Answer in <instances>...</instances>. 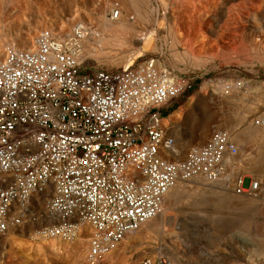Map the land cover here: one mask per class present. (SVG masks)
I'll return each instance as SVG.
<instances>
[{"label": "built area", "instance_id": "1", "mask_svg": "<svg viewBox=\"0 0 264 264\" xmlns=\"http://www.w3.org/2000/svg\"><path fill=\"white\" fill-rule=\"evenodd\" d=\"M99 33L87 22L68 33L44 30L31 50L8 47L0 59V236L29 225L36 197L53 187L54 223L40 234L65 241L76 220L88 224L91 262L157 218L178 183L227 177L225 160L239 153L220 130L185 160H165L174 145L165 120L196 81L152 57L111 72L90 67L78 55ZM236 180L237 195H258L259 182ZM140 264L173 262L155 256Z\"/></svg>", "mask_w": 264, "mask_h": 264}, {"label": "rangeland", "instance_id": "2", "mask_svg": "<svg viewBox=\"0 0 264 264\" xmlns=\"http://www.w3.org/2000/svg\"><path fill=\"white\" fill-rule=\"evenodd\" d=\"M11 1L14 2L0 0V36H7V45L4 47L3 56L8 47H12L14 44L15 48L18 45L21 46L18 39L20 40L22 37H25L31 31H35L37 38L44 30L68 33L75 24L82 21L103 26L101 21L104 19L106 11L110 10L111 4L116 2L121 4L120 0ZM136 1L142 2L141 0ZM181 1L177 0L176 2V0H171V2H174L175 9L179 10L180 14L184 17L175 22L176 40H172L173 37L169 36L170 31L167 28L168 23L166 22L164 23L165 28H162L161 25L158 26V23L154 21L147 25L146 23L144 25L141 24L142 27L144 26L141 28L145 30V33L147 32L146 28L148 25H151V28L148 27L147 30L156 28L158 36L154 38L153 43L157 51H149L143 57H136L135 60L141 61L148 57L158 58L172 72L196 81L194 90L184 99L177 102L172 114L188 104L190 99L198 93L200 90L199 86L204 81L211 80L212 83H218L217 88L219 92L226 91L227 94L229 93V97H236L238 99L239 102L235 105V109H241L243 112H246L253 106V113L250 114V116L252 115L251 120L254 124L262 126L264 122L261 120L264 119V103L261 104L259 98L264 95V0H227L222 5V11H217L216 13L212 10L210 0L202 2L183 0L180 3ZM190 11L211 12V17L200 21L197 19V15L190 17ZM111 14L107 17L108 20L112 19L110 17ZM72 18L74 21L71 24L70 19ZM200 27L202 28L199 30ZM163 36L168 39L166 40ZM8 38H12L10 40L11 43ZM158 39L161 40L158 41ZM177 42H182L178 46L179 48L177 47L178 52H180L179 61L175 60L174 53L172 52V46ZM203 43L204 49H202ZM8 44L11 45L9 46ZM253 45H255L254 49H252ZM243 46L246 51H243V48L241 49ZM234 48H236V51H234ZM232 50L234 54L231 52ZM237 50H239L238 54ZM186 51L191 53L189 56L192 58L188 59L186 57L184 54ZM230 53H232V56ZM222 56L224 60L229 56V59L226 60L227 63L221 59ZM89 60L92 62V59ZM194 60H196V63ZM231 61L234 62V65L233 62L230 64ZM200 63L202 64L200 65ZM224 63L226 64L224 65ZM89 66L96 68L92 64ZM101 68L103 69L102 65L96 69ZM103 70L106 69L104 68ZM220 85L222 88L219 89ZM225 86L226 88H224ZM233 87L234 90H232ZM255 103H258L259 106L255 107ZM244 105L246 106L244 107ZM227 107H231V104L208 101L201 103L199 106H192L185 113L178 125L171 126L168 122L169 128L174 127V134L171 136L167 132L168 136L172 137L176 145L186 152L185 157L180 161L185 160L193 148L205 145L216 132L228 129L227 127L232 123L234 115H231L232 112H230L231 110H227ZM246 128L247 125L239 127L235 131L236 135L244 133ZM242 177L252 178L259 182L260 191L258 197L261 200L259 208L246 215H239L237 212L223 210L224 215H222V210L216 205V199L195 194L189 200H183L184 203L182 202L175 212V214L182 213L179 215V219L177 217L178 227L180 226L177 233L181 239H176L175 237L164 239L154 235H151L152 238L149 235L148 237L141 238V234H134L111 256L97 262H91L88 258L89 230H85L86 232L83 233L82 237H85L84 239L87 240V245H85L87 249L85 248L83 253L80 254L71 251L56 257H49L47 255L37 257L35 254H32L30 257L25 258L23 255L30 253V248L25 238L23 244L17 246V249L8 246L3 251L5 259L0 261V264H140L145 258L155 256H165L173 264H264V190H262L264 186L259 179L252 175L243 174ZM205 201L207 206L203 205ZM185 203H187V207ZM196 204L204 206L202 207L203 210L207 211L209 209L214 213L211 222H208L209 216L207 213L193 216L192 211ZM184 208L186 209L184 210ZM181 209L182 212H180ZM209 219H212V215ZM166 246L171 249L170 252Z\"/></svg>", "mask_w": 264, "mask_h": 264}, {"label": "bare ground", "instance_id": "3", "mask_svg": "<svg viewBox=\"0 0 264 264\" xmlns=\"http://www.w3.org/2000/svg\"><path fill=\"white\" fill-rule=\"evenodd\" d=\"M141 1L142 2H137L136 0H120L119 2H121V4L118 2L113 3V1H111L113 4H111L110 10L106 11V13L104 15V19L101 21L103 23V26L99 25V29H100L101 33H99L96 36V39L94 41H91L87 44L85 43L82 46V49L85 52V54L84 55L79 54L78 55L79 59L87 61V64H89V65L92 64L96 68L100 67V65H102L103 69L105 68L109 72L117 71L116 69L122 70V69L129 67V66H132L134 61H136L135 60L136 57H138V56L143 57V55L145 53L152 51V50L157 51L155 44L153 43L154 38H156L158 36L157 31L155 30L156 28L147 30L148 27L151 28L150 27L151 25H148V27L146 28L147 32L145 33V30H142V28L144 26L143 27L141 26V24L144 25V23H146V25H147L153 21L155 23H158V26L161 25L162 28L165 26L164 25L165 22L168 23L167 28H169V31H170L169 36L173 37L172 40H174V39L176 40L177 36L175 34L176 31L174 30L175 29L174 28L175 22L177 20L183 19L184 17L180 14L179 10L175 9V7L173 5L174 2H171V0H144V1L141 0ZM178 1H180V0H178ZM195 1L196 2L197 1L202 2L204 0H195ZM226 1L227 0H210L213 12L216 13L217 11H222V5ZM10 2H14V1L10 0ZM176 2H177V0H176ZM182 2H183V0L180 3H182ZM189 10H191V9H189ZM116 12H117V17L115 16ZM189 13L191 14L190 17L192 15H197V19L200 21H204L205 19L211 17V14H210L211 12H205V11L204 12H193V11H190ZM110 14H111V18L113 20L107 19V17ZM97 15H99V14H97ZM99 17H101V16H99ZM70 21L72 24L74 19L72 18V19H70ZM82 22H85V21H82ZM214 24H215V22H214ZM176 28H178V27H176ZM201 28L202 27H200L199 30ZM214 28H215V25H214ZM166 34H167V32H166ZM6 37H7L6 35H4L3 37L0 36V59H2V56L4 53V47L7 45L6 44ZM11 39L12 38L9 39V42ZM36 39L37 38L35 36V31H31L25 37H22L20 40L18 39V42L20 41V43H21V46L18 45L19 46L18 49L31 50L35 46ZM159 40H161V39H158V41ZM181 43L177 42V43H174L172 46L173 47L172 52L174 53L173 56H174L176 61H179V58H180L179 57L180 52H178L177 47L180 46ZM14 46H15V44H14ZM14 46H12V47H14ZM254 46L255 45H253L252 49L255 48ZM242 48H243V51H246L244 46L241 47V49ZM202 49H204V43H203ZM231 49H233V48H231ZM234 49H235L234 51H236V48H234ZM189 50H191V49H189ZM231 52L233 53V50ZM238 52H239V50H237V54H238ZM232 53H230V55ZM184 54L186 55V57H188V59L191 57V56H189L191 53H189L188 51H186ZM213 54H215V53H213ZM222 54L224 55V53H222ZM228 54H229V52H228ZM245 54H247V53H245ZM207 57H208V55H207ZM227 57H228L227 59H229V56H227ZM183 58H184V56H183ZM239 58H240V56H239ZM89 59H92V62H90ZM221 59H223V56ZM227 59H225V60L223 59V60L227 63V61H226ZM194 61L196 63V60H194ZM183 62H185V61H183ZM191 62H192V60H191ZM232 62L233 61H231L230 64H232ZM226 63H224V65ZM201 64L202 63H200V65ZM209 64H211V62H209ZM209 64H208V66H209ZM233 65H234V62H233ZM222 66H223V64H222ZM189 68H190V66H189ZM212 71H214V70L212 69ZM199 87H200L199 88L200 90L198 91V93L195 94L190 99V101L188 102V104L186 106L180 108L178 111L174 112L171 116H169L165 120V124H164L165 129L172 136V134H174V127L169 128L170 125L171 126H175L176 124L178 125L182 121L185 113L190 108H192V106H194V105L199 106L201 103H206L208 101L213 102V103L222 102V103L231 104V107H227V110H229V111L231 110L230 111V112H232L231 115L232 116L234 115V116H233V121L230 124V126L227 125L228 129L226 131L229 134H231L234 143L237 145V147L239 149V153L235 158L231 157V156H229V157L227 156L225 162H226V164L230 165L231 168H234L233 172L230 173L227 177L221 179L219 182L214 183V184H212V183L210 184V183L206 182L204 179H198V180H194V181H190V182L178 183L165 197L162 213L157 218L148 221L139 231L127 235L125 241L127 239H129L134 234H141V238L148 237V235L150 237H151V235H154V236H158V237H161L164 239H166L167 237H175L176 239H178V238L181 239V237H178V233H177V230L180 227V226L178 227V224H177V222H178L177 217L179 219V215L182 213L175 214V212H176L177 208L179 207V205L182 204L183 200H185V201L189 200V198L192 197L193 195L195 196V194H200L203 197L207 196V198L211 197V198L216 199L217 200L216 205L219 206V208L222 210V212H223V210H227L228 212H237L239 215H246L250 212L256 211L260 206L261 200L259 199L258 195L254 194L252 196H247V195L239 196L235 193L234 186L236 185V182H237L236 177L242 176L243 174L252 175L253 177L259 179L260 182L262 183V185L264 186V122H263L262 126H258L256 124H254V122L251 120L252 115L250 116V114L253 113V111H252V109H254L253 106L250 110H248L246 112H243L241 109H235L234 108L235 105L237 104V102H239L238 99L236 97H229V93L227 94L226 91L219 92L218 88H217L218 87L217 82L212 83L211 80H207V81H204L203 84ZM220 88H222L221 85H220L219 89ZM224 88H226V86ZM257 89H259V88L257 87ZM232 90H234V87ZM220 91H222V90H220ZM227 92H229V91H227ZM233 93H234V91H233ZM236 96H237V94H236ZM243 98H242V100H243ZM244 101H245V99H244ZM259 101L261 102V104L264 103V95H262L259 98ZM245 106L246 105H244V107ZM254 106L258 107L259 104L255 103ZM225 108H226V106H225ZM261 120L264 121V119H261ZM168 122L170 123V125ZM242 125H245V126L247 125V128L244 130V133L236 135L235 131L239 127H241ZM167 137H169L168 134H167ZM170 139L172 141H174V145L168 146V148H165L163 150V157L165 160L170 161V162H179L181 159H183V157H185L186 152L183 151L182 149H180L176 145L175 140L172 139V137L167 138V140H170ZM262 190H264V189H262ZM54 195H55L54 188L50 187L49 190L43 196L36 197L35 209H34V211L31 210L32 211L31 214H32L33 219L30 222V224L24 228L12 229L6 235L0 236V248H1L0 261L5 259V253L3 254V251H5V249L8 246H11L13 249H17V246L23 244L25 238H26V242L30 248L29 249L30 253L23 255L25 258L30 257L32 254H35V256H37V257H43L45 255H47L49 257H56V256H60V255L69 253L71 251L73 253L80 254V253H83L85 248L87 249V247L85 246V245H87L86 244L87 240L84 239L85 237L84 238H82V237H83V233L86 232L85 230L91 231V229H90V226L88 224L83 223V222L78 221V220H76L79 223V226L77 229L78 231H77L75 237H73V239H69V240H65V241H63L62 239L48 240V239L43 238L42 235L40 234V232L42 231V229L44 227L51 226L54 223V219L51 217L50 211L48 209V204L50 203V201L52 200ZM187 203H185L186 207H187ZM203 205L207 206L206 201H205V203H203ZM204 206H201L200 204L194 205V210L192 211V214H193V216H198L201 213H207L209 217L212 215V219H209V217H208V220H209L208 222H211V220H213V214L214 213L211 212L209 209L207 211L203 210L202 207H204ZM185 209L186 208H184V210ZM180 212H182V209L180 210ZM177 213H178V211H177ZM222 215H224V212ZM216 216H218V215H216ZM220 217H219V219H221ZM34 218H35V220H34ZM167 249L170 252L171 249H169V247H167ZM172 254H173V252H172ZM109 256H111V255H109ZM109 256H107V257H109ZM177 259L179 260V258H177Z\"/></svg>", "mask_w": 264, "mask_h": 264}]
</instances>
